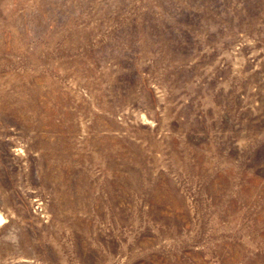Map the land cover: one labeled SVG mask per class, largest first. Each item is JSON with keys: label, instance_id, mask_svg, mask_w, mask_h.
<instances>
[{"label": "rangeland", "instance_id": "rangeland-1", "mask_svg": "<svg viewBox=\"0 0 264 264\" xmlns=\"http://www.w3.org/2000/svg\"><path fill=\"white\" fill-rule=\"evenodd\" d=\"M0 264H264V0H0Z\"/></svg>", "mask_w": 264, "mask_h": 264}, {"label": "bare ground", "instance_id": "bare-ground-1", "mask_svg": "<svg viewBox=\"0 0 264 264\" xmlns=\"http://www.w3.org/2000/svg\"><path fill=\"white\" fill-rule=\"evenodd\" d=\"M2 221H3V218L0 216V225H1Z\"/></svg>", "mask_w": 264, "mask_h": 264}]
</instances>
